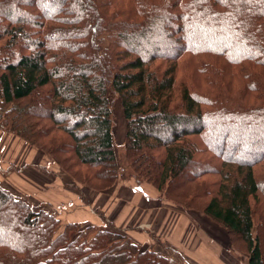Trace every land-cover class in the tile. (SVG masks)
<instances>
[{
    "label": "trees",
    "instance_id": "trees-1",
    "mask_svg": "<svg viewBox=\"0 0 264 264\" xmlns=\"http://www.w3.org/2000/svg\"><path fill=\"white\" fill-rule=\"evenodd\" d=\"M0 130L75 185L151 184L264 264V0H0ZM0 264L175 261L0 185Z\"/></svg>",
    "mask_w": 264,
    "mask_h": 264
},
{
    "label": "crops",
    "instance_id": "crops-1",
    "mask_svg": "<svg viewBox=\"0 0 264 264\" xmlns=\"http://www.w3.org/2000/svg\"><path fill=\"white\" fill-rule=\"evenodd\" d=\"M1 161L9 162L14 174L16 173L24 185L32 184L38 187L39 191H44L47 187H53V190L57 188V195L51 194L53 190L44 191L41 200H38L37 194L35 197L30 193L25 195L30 205L43 204L46 200L49 204L57 203L69 213L66 217L64 216L67 221L81 226L100 225L102 222L99 217L103 216L107 222L111 223L114 230L126 234L140 250L147 249L151 244L148 235L151 233L159 236L177 252L183 253L186 250L188 264H225L220 261L225 258L222 254L220 255L219 249L216 247L217 252H215L210 244L208 245L209 238L206 236L204 239L198 236L196 225L198 221L195 222L192 213L185 214V211L177 210L165 199L163 201L161 193L151 185L147 184L148 188L144 185H134L136 187L124 190V187L120 188L116 182L105 192L85 190L84 195L81 193L79 194L81 197L77 196L72 191L67 192L62 182L59 183V175L61 177L67 175L60 174L53 158L14 134L0 130ZM1 169L5 171L0 172L1 186L13 194L20 195L14 190L8 169L2 167ZM145 212H147L146 216H144ZM139 221L141 222L136 224ZM212 253L215 255L213 256Z\"/></svg>",
    "mask_w": 264,
    "mask_h": 264
},
{
    "label": "rangeland",
    "instance_id": "rangeland-1",
    "mask_svg": "<svg viewBox=\"0 0 264 264\" xmlns=\"http://www.w3.org/2000/svg\"><path fill=\"white\" fill-rule=\"evenodd\" d=\"M108 98H109V101L111 102V105H112L113 141H114V146H115V152H116L117 159L120 161L121 155H122V147L124 145L125 119L123 117L122 109H121V106H120V100H119L118 96L115 95V93L112 90V88H108ZM0 166L2 168H4V169H8V174L11 175V177H10L11 180L10 181L14 184V186H13L14 190L16 192H19L20 195H16L15 193L14 194L16 196L20 197L26 203L29 202V201H27L25 195H28L29 193L33 197H35V194H37L38 200H41L43 198V196H44V194H43L44 191L53 190V187H50V188L47 187V188H45L44 191H42V190L39 191V190H37L38 187H36V186H34L32 184L30 186H27L26 184L24 185L18 179L16 173L14 174V172L12 170V167H10L9 162L1 161L0 162ZM1 167H0V172H5L4 170L1 169ZM120 169L124 171V167L122 165H120ZM57 170L59 171V169H57ZM36 172L40 173L37 170H36ZM60 174L64 175L65 173L60 172ZM9 175H7V176H9ZM59 179H60L59 183L62 182L61 184H63V187L67 188V192L72 191L77 196H80L79 194H81V193L84 195L85 194V192H84L85 190H88L90 192H105L107 189H109V188H107L105 190L97 191V190H90L86 186L81 185V184H76L75 185L74 181L71 180V178L68 175L67 176L64 175V177H61V175H59ZM116 182H118L117 185L120 188L124 187V190H127L128 188H131V187H136L134 185H138V186L144 185L147 188H148L147 184L151 185V184L146 183V182L138 183V182H136L134 180L133 177L119 178ZM124 184H128V185H124ZM15 191H13V192H15ZM57 193H58L57 188H55L52 191L51 194L52 195H57ZM52 195H50V196H52ZM54 198H55V196H54ZM163 201H164V197H163ZM82 202L86 203V201H82ZM54 205L51 204V203L49 204L47 202V200H46V203L38 204L37 206H41V207L49 209V210H55V212L58 215V218L60 219V221H61V223L63 225L68 223V222H71V221H67V219L65 218L69 214L67 212V210L63 209V207L58 205L57 203H55ZM176 208H177V210L185 211V214L186 213H192V216H193L195 222L198 221V223L196 224L197 225V231H198L197 234H198V236L199 237H204V239L207 236L209 238L208 245L210 244V247L212 248V250L217 252L216 247L219 249L220 255L222 254V257L225 258L224 260L220 259L221 262H223L225 264H226V262L228 264H248L247 263L246 254L243 252V250L237 249L234 246H232L231 242L229 241V236L227 234V231H226V229L223 226H221L217 222L213 221L209 217L205 218L197 210H186V209H181L179 207H176ZM146 214H147V212L144 213V216H146ZM101 222L102 223L100 225H98V227L104 228V229L105 228L106 229H113L111 223L107 222V220L103 221L101 219ZM140 222L141 221L137 222L136 224H138ZM73 223H75V222H73ZM76 225L79 228L87 226V225L81 226L79 224H76ZM135 230H138V229H135ZM148 235L150 236L149 240L151 242V244L149 245L148 248L156 249V251H158V252H160L162 254H165V255L169 256L170 258L174 259L176 263L178 262V264H188L187 259H186L187 256L185 255V251L186 250L183 253L182 252H177V251L174 250L175 248L170 247L166 242L162 241L159 236L152 235L151 233L148 234ZM157 238H160V239H157ZM223 241H224V244H223ZM212 254H213V256L215 255V253H212ZM219 258H220V256H219ZM225 260H226V262H225Z\"/></svg>",
    "mask_w": 264,
    "mask_h": 264
}]
</instances>
